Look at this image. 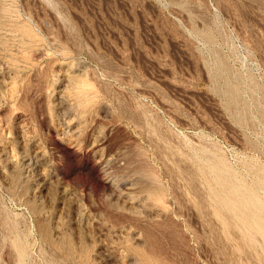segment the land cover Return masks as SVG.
<instances>
[{
  "label": "rangeland",
  "instance_id": "rangeland-1",
  "mask_svg": "<svg viewBox=\"0 0 264 264\" xmlns=\"http://www.w3.org/2000/svg\"><path fill=\"white\" fill-rule=\"evenodd\" d=\"M0 264H264V0H0Z\"/></svg>",
  "mask_w": 264,
  "mask_h": 264
},
{
  "label": "bare ground",
  "instance_id": "bare-ground-1",
  "mask_svg": "<svg viewBox=\"0 0 264 264\" xmlns=\"http://www.w3.org/2000/svg\"><path fill=\"white\" fill-rule=\"evenodd\" d=\"M255 212V211H254ZM236 220V219H235ZM236 223V222H235ZM226 225V224H225ZM243 225V224H242ZM223 226V225H222ZM244 235H245V233H244ZM249 240V239H248Z\"/></svg>",
  "mask_w": 264,
  "mask_h": 264
}]
</instances>
